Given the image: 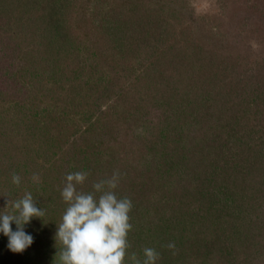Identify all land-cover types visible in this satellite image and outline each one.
I'll return each mask as SVG.
<instances>
[{"label":"rangeland","instance_id":"1","mask_svg":"<svg viewBox=\"0 0 264 264\" xmlns=\"http://www.w3.org/2000/svg\"><path fill=\"white\" fill-rule=\"evenodd\" d=\"M19 1L21 4L18 7L7 11L8 6H11L7 3ZM80 1L0 0V212L5 211L8 199L3 195L15 199L25 191H30L37 207L45 210V216L39 218L38 222H44L47 229L49 223L54 224L60 220L62 214L59 211L66 208L59 191H53L56 183H49V187V179L46 183V177L53 173L44 172L51 163L44 146L47 141L53 140L48 132L57 127L61 130L62 124L59 123L62 116L77 111L74 113L77 119L78 112L82 114L87 111L84 106L78 107L75 99L69 100L77 92V88L70 85L77 54L71 55L70 59L67 56L60 59L58 55L62 54L61 47L55 44L48 49L46 41L64 38V49L70 44L72 47L76 44L77 41L73 40L76 31L70 30L71 21L82 15L86 18L91 16L88 11H76L79 10ZM126 8H130L133 14L129 18H123L122 23L129 27L125 31L129 34L122 35L124 40L134 32L132 29L135 28L138 32L145 28L149 33L146 37L151 43L142 46L141 50L136 48L137 52L131 49V58L125 61L129 63L124 65L121 62L131 73L124 85L134 78L146 62L157 55H161L164 62L174 63H171L172 71L188 72L189 79L186 82L188 84H185L187 88L181 86L178 91L173 89L177 86L174 81H164L165 89L172 88L168 93L171 94L172 102L169 107L161 101L156 103L151 100L148 103L150 109H147L146 101L144 106L137 108V95L133 91L122 96L119 94L120 97L116 100L104 105L108 108L114 102L111 111H115L116 121L122 126L116 133L122 139L120 151H128L130 143L138 148L133 154L134 158L128 156L125 161L122 159L117 162L114 158L111 159V165L121 167L124 174L125 188L121 193L123 196L132 195L131 199L133 193L147 191V186L139 177L133 182L130 180L131 183L127 176L132 177L138 174L136 171L148 170L147 175L155 176V185L164 186L163 198L169 199L168 202L173 203L179 212L187 214L184 230L187 235L191 234V238L179 247L184 251L182 255H185L184 258L181 257L182 264H237L241 259L239 256L243 254V247L240 245L244 242H239L236 238V233L230 226L231 221L243 228L248 213H252V217L257 211L264 213V188L260 185L262 193L259 190L254 192L263 199L260 197L261 205L256 206L257 211L253 213L247 206L252 201L251 196L246 194L250 186L244 181L245 171L242 176L240 168L241 165L251 164L250 157L253 155L247 152L250 150H247L244 140L248 139V133L252 131L253 118L261 117L264 112V0H127ZM251 18L258 19L251 21ZM111 20L114 23L115 19L109 18L105 25L108 26ZM136 23L139 25L135 26ZM154 34L158 35L154 36L155 39L152 36ZM81 38H78L79 45L76 44L79 46L80 61L87 44L79 42ZM179 49L186 50V54L180 53ZM164 56L184 57V61H172ZM59 65L65 68H59ZM87 65L85 63V72L94 70ZM165 67L164 63L162 69ZM160 70L157 65V75L161 74ZM168 76L173 75L167 74L163 78ZM159 78L163 81L162 76ZM177 92L180 93L176 95ZM116 95L118 96L117 93ZM194 113L196 122L187 124L186 120L183 126H177L174 122L184 115L188 120L190 117L194 118ZM138 118L148 120L150 132H146L148 125L141 123ZM82 123L77 122L84 128L86 124ZM175 130L178 138L172 136V131ZM68 135L67 133L65 138ZM148 135V140H143L153 144L140 151L138 142L142 136ZM152 140L165 141L164 158L159 160L158 169L150 158L152 151L160 147L156 143H162H154ZM58 142L56 139L53 158L59 155L62 148L57 149L62 145ZM243 147L246 155L240 150ZM119 148L114 146L113 149L116 152ZM110 158L111 155L105 160L103 157L107 165L111 162ZM149 163L153 165L148 166ZM125 165L137 170L128 173ZM154 168L157 175L153 173ZM13 173L21 177L19 186L12 183ZM34 173L39 174L40 183L32 181ZM110 175L108 172L100 174L102 179ZM147 175H142L146 181L149 179ZM263 176V173H258L257 180L261 181ZM44 193L45 199L42 197ZM55 202L59 207L50 208ZM132 212L134 213L130 211V216ZM221 213H225L227 217L222 224L217 221ZM135 214L137 215L136 212ZM36 218L32 221L35 222ZM258 220L262 221L258 223L259 231L253 238L254 244L264 238V225H260L264 219ZM130 223L133 228L129 233L136 232L138 224ZM31 226L32 224H25L24 231L27 234ZM11 227L13 231L16 230L15 222H12ZM53 232L47 231L43 235L47 237L48 234L53 235ZM2 234L0 232V264H56L57 253L54 256L53 252L46 249L53 242L51 240H55V235L44 241L41 237L43 244L39 249L30 245L23 252L17 253L8 248V237H3ZM234 239L237 243L230 246ZM128 241L136 246L133 238ZM188 243L190 247L185 248Z\"/></svg>","mask_w":264,"mask_h":264},{"label":"trees","instance_id":"2","mask_svg":"<svg viewBox=\"0 0 264 264\" xmlns=\"http://www.w3.org/2000/svg\"><path fill=\"white\" fill-rule=\"evenodd\" d=\"M107 2H109V6L107 5ZM107 2L106 0H81L78 7L79 10L76 9V11H79L81 13L83 11H88L91 16L89 18H86L82 15L81 17L75 18L70 23V30H72L73 32L76 31L73 35V40L75 42L77 41L76 44L78 43L79 37H82L79 42L84 41V43H87L84 47L85 54H82V61L79 60V46L77 47L76 44L73 47L70 44L66 49H64L66 47V42H64L66 41V39L64 38H58V41L57 38L55 41L49 39L46 41V47L48 49L53 48L52 46L55 44L59 45V48L61 47L62 54L58 55L60 56V59L64 56H67V58L70 59L71 55L77 54V62L76 65H74V72L72 73V77L70 79V82H72L70 85L75 86L74 88H77V92L73 94V97L70 96L69 100L71 101L75 99V103H77L76 105L78 107L84 106L87 111V113L83 112V115L78 112L80 119H75V116L77 115H75L74 113H76L77 111H74L73 114L71 113L67 114V116H62L59 125L62 124V128H64V125L67 124V127L64 128V130L61 128V130L63 131H61L60 128L58 129L57 127L56 130L48 132L53 140H51V142L47 141L44 146L47 151L46 154H49L48 158H50L49 160L51 163L45 168L44 172H53L51 176L46 177V183L47 179H49L48 187L56 183L57 187L55 186L53 190L54 193L58 191L60 193V189L63 186L65 174L67 173L76 171L88 172V178L82 186H78V189L85 192H90L92 191V184L102 179L100 176L101 172H108L112 175L114 170H119L121 179L118 188L115 190L116 194L118 197L127 196L130 198L132 195L128 194L123 196L121 193V191L123 192V189L125 188V181H123L125 180L123 179L124 174H122L123 172L121 170V167L119 168L118 165H111L113 162L111 159L114 158L116 160L115 162H117L122 159L125 161V158L128 156L134 158L133 154L134 152H137L136 150L138 148H134V144L130 143V148L128 151H120V148H122V146L120 147L122 139L119 138L116 133L119 129L122 128V126L120 123H118V121H116L117 115L115 111H111V109L114 108V102L111 103L108 108L104 107V105L108 101L111 102L112 100H116L118 97H120L119 94H121L122 96L133 91L134 94L137 95V101H135V105L137 106V108L146 104L147 109H150L151 107L148 103L151 102V100L156 103L161 101L163 105L165 103L166 106L169 107L172 102L170 97L171 94L168 95V93L172 91V88L165 89L164 81H174V84L177 85L175 88H173L174 91H178L180 90L181 86H185V84H188L186 83L189 79L188 72L186 73L184 71V73H177L175 69L172 71L173 66L171 63L173 62H164V58L161 55H157L149 62L145 61L146 63L144 64L143 68H140L139 72L135 74L134 78L128 81L126 85H124L125 80L128 79L131 75V73L129 74L124 66L125 64L129 63H125V61H128L131 58V56H129V52L131 51V49H134V52H137L138 49L141 50L142 46L151 43V41L147 39L149 33L146 32L145 28H143V30L141 28V30H138V32L135 31V28L132 29L134 32L132 34L130 33L131 35H127L124 40V37L122 35L129 34L128 32L125 33V31L129 27L126 26L127 24L122 23V21L123 18H129L130 16H132L133 12L130 10V8H126L127 0H108ZM12 3L13 2L7 3V5L11 4L10 8L8 6L7 11L18 7L19 3L21 4L20 1L14 2L13 4ZM255 12L257 13V11ZM109 18H114L115 21L113 23V21L111 20V23H109V25L107 26L105 25V21L109 20ZM57 19L61 21L60 17H58ZM253 19L256 20L258 18H251L250 20L252 21ZM138 25L139 23L135 24V26ZM118 28L120 30H117ZM106 29H108V31ZM56 35H58V33H56ZM120 35L121 37H119ZM152 36L154 38V36L157 37L158 35L154 34ZM114 42L116 44H114ZM120 44L122 45L120 46ZM136 48L138 49L135 50ZM179 50L180 53L182 52L183 54H186V50ZM166 58L172 61H184V57L176 56V58ZM121 62H123L124 65H122ZM85 63H88L87 66L94 68V70L91 69L85 72ZM164 63L166 67L165 69H162ZM157 65L159 66V68H161V74L159 75H157L155 72ZM59 68L63 69L65 67L61 65ZM167 74H172L173 76H168L164 79L163 76ZM160 76H162L163 81L159 78ZM178 81L182 82V85H180V82ZM183 81H185V83ZM116 93L118 94V96L116 95ZM178 93L180 92H177L176 95ZM115 96L116 98L114 99ZM144 101H146L145 104ZM195 116L196 113H194V118L190 117L188 120L187 116L184 115L183 117H179L174 120V122L177 124V126H179V124H182L183 126L186 120L187 124L195 121ZM253 119L255 120L251 124L252 131L250 130V132L248 133V139L246 141L244 140V145L247 147V150H250L247 152H251V155H253L250 157L251 164L243 166L241 165L240 168L242 171V176L243 171H245L244 177H246V180L244 179V181L249 183L248 186H250L247 188L248 191L246 194L251 196L252 201H250L247 206H249L253 210V213H255V211H257L256 206L261 205L260 197L262 199L263 197L260 194H254V192L256 190H261L260 185H262V189L264 188V178H262L261 181L257 180L258 173L264 174V112L262 113L261 117L259 116L258 118ZM138 120L141 123L147 124L148 122L147 119L143 118H138ZM78 121H82V124H86V126L84 128H81L82 125L77 124ZM139 121L138 123H140ZM147 125L148 127L146 128V132L150 129V125ZM67 133L70 136L68 135V137L65 138V135H67ZM172 133V136L178 138L176 130L172 131ZM148 137L149 135L145 137L142 136L140 141L138 142V144H140V151H143L144 148H149L153 144H148V141L146 142L143 140L145 138L146 140H148ZM56 139H58L59 141L58 144H62L58 146L57 149L61 147L62 148L60 149L59 155L56 156V158H53L54 155L52 152ZM195 139L196 138H194V140ZM162 140H152V142L154 143L159 141L162 143L159 145L158 143H156L157 146L160 147L159 149L156 147L155 151H152V156L150 158V161L154 160L153 163L156 169L160 167L159 160L164 158V156L162 157V155L164 153L163 144L165 143V141ZM114 146L115 148L120 147L119 150L115 152L113 149ZM240 150L242 153H245L244 155L247 154L244 151L246 150L244 147ZM147 151L148 150H146V152ZM110 155L111 162L109 165H107L104 160ZM131 158L129 159L131 160ZM153 163H149L148 166L153 165ZM155 168L153 169V173L157 175V171ZM125 170H129L128 173H130V171H136L137 169H130L129 166H126ZM147 171L148 170L139 172L136 171V173H138L137 175H134L132 177L127 176V180H132V182L133 180H138L139 177L141 179V182L143 181V184L147 186V191H140L139 194L133 193V197L131 198L133 204L131 211H134V213L132 212L130 221L133 223H137L138 227H136V232L131 231L130 233H128L127 239L130 240L131 238H133V243L136 246L134 247L133 244H130L131 247L127 251L129 255L132 252H136L138 256L143 259L142 249L144 247H152L160 253V259L156 262V264H173L174 262L175 264H182L185 255H182L184 251L180 250L179 247L183 245V242L185 243L186 240L191 238V234L187 235L186 230H184V228H186L185 223H187L188 220V217L186 216L187 214L185 212H179L175 205H173V203L168 202L169 199L167 200V198H163L165 196L164 194L162 195L164 186L162 184H160L159 187L158 185H155L156 179H153V177L155 176L147 175ZM143 174H146L149 177L147 181L144 177L142 178ZM46 175L47 173L44 174L43 177H45ZM49 183L51 185H49ZM158 183L160 182L158 181ZM200 184L202 185V182ZM141 186L143 185L141 184ZM44 196H46V193L43 194V199L46 198H44ZM51 207L56 208L59 206H57L55 202V204L50 205V208ZM222 210L224 211V208H222ZM8 211H11V209H8ZM64 211L65 209H61L59 212L60 214H63ZM135 212L137 213V215L135 214ZM248 214L249 215H246V219L244 221L245 225L243 228H240V225H238L237 222L233 223V221H231L230 224V226L233 228L232 231L236 233V238L239 239V242H244L242 245H240V247H243V254L239 256L241 257V259L237 261V264H257V262L258 264H264V238H261L258 244H254L253 239L256 237V233L258 234L259 231L258 223L262 221L258 219H264V213L260 214V212L257 211V213L254 214L253 217L251 216L252 213ZM225 216V213H221L217 221L222 224V222L226 221L227 217ZM136 217H138V220L135 221ZM231 218H233V216ZM32 219L29 223H27L32 224V226L28 230L29 234L33 237V243L31 245L36 249H39L40 245L43 244L41 242V237L43 239L42 241L48 238L52 239L55 235L54 232L57 231V224L60 222V220H58L57 223L54 224H50L48 222L49 225L47 229V226L43 225L44 222H38L39 218H36L35 222L32 221ZM260 225L263 226L264 222H262ZM52 230L54 231L53 235L48 234L47 237L43 235L47 231L51 233ZM3 237H5V235ZM51 241L53 242L49 244L46 249L49 250V252H53V255L55 256V254L58 252L57 250L59 249V245L56 244V240ZM169 242L175 243L174 250L164 247V245L168 244ZM235 243L237 242H235L234 239L230 246L235 245ZM185 245V248L190 247L189 243ZM224 247L227 246L224 245ZM173 251H175V255H173ZM246 255L249 256L246 257ZM255 258L257 259L256 261ZM50 264H54V262H50Z\"/></svg>","mask_w":264,"mask_h":264},{"label":"clouds","instance_id":"3","mask_svg":"<svg viewBox=\"0 0 264 264\" xmlns=\"http://www.w3.org/2000/svg\"><path fill=\"white\" fill-rule=\"evenodd\" d=\"M89 173L76 171L65 174L60 189L65 211L57 224L54 239L59 245L56 264H156L160 253L152 247L142 249L143 259L136 252L130 255L131 247L127 237L133 228L130 223V211L133 207L129 197H118L121 174L114 170L112 175L92 184L93 191L78 189ZM34 183H40L39 174L31 177ZM12 183L19 186L20 175L13 173ZM5 211L0 212V232L8 237V248L12 252H23L33 243V237L24 231L25 224L33 217L43 218L45 210L37 207L30 191L13 199L8 195ZM11 209L8 211L7 209ZM15 222L16 230L11 224ZM175 249V243L164 245ZM173 251V255H175Z\"/></svg>","mask_w":264,"mask_h":264}]
</instances>
